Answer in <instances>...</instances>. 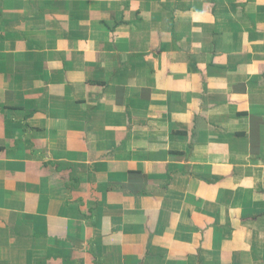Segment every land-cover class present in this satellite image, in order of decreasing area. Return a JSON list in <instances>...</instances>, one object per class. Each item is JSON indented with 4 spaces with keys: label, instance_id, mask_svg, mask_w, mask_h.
I'll use <instances>...</instances> for the list:
<instances>
[{
    "label": "crops",
    "instance_id": "obj_1",
    "mask_svg": "<svg viewBox=\"0 0 264 264\" xmlns=\"http://www.w3.org/2000/svg\"><path fill=\"white\" fill-rule=\"evenodd\" d=\"M0 264H264V0H0Z\"/></svg>",
    "mask_w": 264,
    "mask_h": 264
}]
</instances>
